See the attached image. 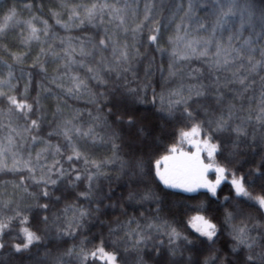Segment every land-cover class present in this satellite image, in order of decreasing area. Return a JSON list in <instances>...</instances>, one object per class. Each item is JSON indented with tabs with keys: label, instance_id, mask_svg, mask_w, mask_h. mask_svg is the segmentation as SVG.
I'll return each mask as SVG.
<instances>
[{
	"label": "trees",
	"instance_id": "1",
	"mask_svg": "<svg viewBox=\"0 0 264 264\" xmlns=\"http://www.w3.org/2000/svg\"><path fill=\"white\" fill-rule=\"evenodd\" d=\"M147 2L151 3L152 15L159 21L163 36L161 46L170 51L166 26L170 15L176 11L177 3L175 0H164V2L147 0ZM250 2L258 17L260 12L264 11V0H250ZM60 4L61 0H0V21L8 14L9 9H15L17 19L21 21L31 20L33 16L37 17L38 20H34L33 23L38 28L41 27L39 21L47 20L50 27L49 37L55 34L61 38L80 37L84 40L101 38L103 36L101 29L107 28L109 34L115 32L121 42H126L129 46L134 43L140 51V58L132 61L133 71L124 74L127 79L121 76L120 79L107 85L113 89L108 94L109 98L106 102L111 106L109 111L105 107V102L99 105L89 103V96H83L78 100L63 97L55 85L48 84L41 76L36 75L35 70L28 67L31 63L29 57L34 58L37 54L35 45L25 56L28 63L23 67L25 71L33 73L29 88L30 96L42 92V86L53 90L51 98L42 100L41 111L46 123L42 125L41 130L45 139L62 148L65 144L60 136H47L48 131L56 128L57 120L54 114L57 105H60L63 115L69 118L75 109L81 110L84 113L81 120L85 123L90 121L88 112H92L93 116L99 114L101 121L96 123L97 132L105 137L111 135L113 131L116 132L119 138L115 142L119 147L115 149V162L107 165V174L98 180L91 191L83 177L81 181L73 183L72 176H65L56 186H50L47 211L35 207L27 209L30 225L36 224L38 214L41 212L49 218L50 223L47 228L43 224L39 225L42 235L39 244H34L25 252L17 253L13 245L22 243V229L28 225L13 221L5 235L6 246L0 250V264H52L54 257L62 255L69 248L79 251L83 247L88 250L101 241L106 250L118 249L120 264H249L248 251L237 244L232 230L242 223L247 224L250 229L254 224L264 225V209H260L254 200L237 197L230 183V175H228L230 179L219 186L216 196H212L208 191L186 193L164 187L155 177L154 164L156 160L170 154L168 150L171 146L183 148V143L180 142L181 131H191L196 123L204 126V122L210 116L219 115L220 111L226 110L229 104L235 105L238 116L243 118L251 114L255 117L261 96L264 95V79H262L264 70L258 69L256 73H248L246 68L239 69V74L247 77L245 83L248 89L243 93L239 91L243 85L227 82L234 79L231 71L210 73L207 65L196 59L179 61V65L183 66L182 69L176 77L170 78L169 57L154 51L147 43L146 30L135 41L129 33L125 41L123 34L115 28V22L108 23V17H105V22L98 27L85 24L83 27H73L66 32L52 17V12H60V19L67 21V11H62ZM28 5L31 6L30 9ZM208 11V7L201 6L194 9L190 17L195 18V13L205 15ZM180 13L184 16V13ZM143 16L137 18L134 24L132 21L128 22L126 17V22L130 27H134L136 22L143 20ZM147 26L146 23V28ZM19 31L22 32V29ZM5 47L10 52L24 54L17 34L8 37ZM260 47L262 49L264 45ZM53 48L63 55L58 40L54 41ZM259 52L254 54L256 60L262 59ZM0 58L12 63L6 55L0 54ZM75 58L88 59L79 56ZM57 67L58 65L49 59L46 63L48 75H56ZM196 69H199V73L195 71ZM60 71L63 72V69L61 68ZM78 72L81 76L85 75L83 69H79ZM189 73L192 75L190 76ZM16 75L20 76L19 69ZM196 76L199 79L193 78ZM21 83L23 84V81ZM200 84H203L211 95L206 94L199 98L202 103L196 105L198 115L194 121L185 119L181 105L173 106L172 115L168 114L171 91L180 85L187 88ZM65 86H70V82H66ZM97 87L103 91L102 86L94 85V92ZM126 89H136V93H129ZM217 90L222 97L219 102H217ZM137 93L138 99H133L132 97ZM139 99L144 102L140 103ZM153 99L155 103L151 102ZM105 117H107L106 122ZM129 118L133 122L132 125L126 123ZM240 123V120L234 121V124ZM140 129H143L142 134ZM247 133L248 136L240 137L239 140L236 139L235 133L219 134L218 142L221 144V150L216 153L215 161L216 164L234 172L237 177L243 176L251 196H264V179L261 178L264 177V143L261 142L264 126L258 125L253 119L247 124ZM3 135L0 132V142H3ZM201 138L203 139V133ZM37 151H40L37 145L26 144L21 154L31 152L35 156ZM6 155H8L7 162L11 166V156ZM45 155L49 157L48 162H51V152ZM88 155L97 160L113 158L112 145L111 143L89 144ZM137 161L143 163L142 173L135 167ZM61 162L67 168V163L64 160ZM122 164L125 165L123 169H121ZM77 167L79 168V164ZM25 175L27 174L0 172V199L13 200L22 207L34 204L32 197L22 189L13 187V184L19 183L18 178ZM33 187L35 185L30 186L29 191H32ZM83 193H88L87 197L82 195ZM145 194H155L156 199H142ZM130 196L134 198L129 199ZM77 210H84L88 215L80 218ZM229 213L232 215L231 224L225 223ZM196 215H202L216 224L217 235L212 241H208L192 228L190 221ZM129 221L132 223L129 224ZM149 222L156 223L160 231L151 230V239L147 241V246H140L138 250L133 247L135 236H128L125 233L129 229L136 230L137 223L143 229ZM161 222L166 223L161 224ZM77 223L79 227H75ZM167 225L175 227L181 237L187 239L178 238L170 242ZM69 226H72L73 234L60 236L59 230ZM252 232L253 235L259 236L260 233H264V227L252 229ZM255 251H264V237H259ZM65 259L69 260L70 264H79L74 256ZM88 264H100V262L89 261Z\"/></svg>",
	"mask_w": 264,
	"mask_h": 264
},
{
	"label": "snow or ice",
	"instance_id": "2",
	"mask_svg": "<svg viewBox=\"0 0 264 264\" xmlns=\"http://www.w3.org/2000/svg\"><path fill=\"white\" fill-rule=\"evenodd\" d=\"M137 2L138 0H133V3ZM202 4H207L210 9L209 15L213 17V20L207 25L202 20L196 22L199 26L197 31L203 30L199 35L188 32L186 27L183 29L184 35H180L181 29L180 26H177V34L168 38L170 51L161 46L163 36L159 21L152 15V5L147 0L144 5L143 20L136 22L134 27H130L126 22L127 16L136 14L128 0H61L60 8L62 11H67V21L64 22L60 19V12H52V17L56 24L66 32L73 27H83L85 24L94 28L98 27L105 22V17H108V23L115 22V28L123 34L125 41L129 33L132 34V39L135 41L146 30L148 32L147 43L152 46L154 51L169 57L168 75L170 78L176 77L182 69L183 66L179 65V61L196 59L207 65L210 73L231 71L234 79L227 82L243 85V88L239 90L243 93L248 89V85L245 83L247 77L241 76L239 69L246 68L248 73H256L258 69L264 70V48L259 52L262 59L256 60L253 55L256 50L251 47L250 41L245 42L246 48L238 49L232 43L233 37L229 35L225 40L223 33L231 22V18L237 16L241 18L239 21L241 27H244L245 23L254 27L255 9L250 0H202V2L201 0H188V12L185 13V16L190 17V14L194 13V9L201 7ZM28 7L31 8L30 5ZM256 19L261 32H264V11H261ZM34 20H38V18L33 16L31 20L21 21L17 19L15 9H9L8 14L0 21V54L6 55L12 61V63H7L5 59L0 58V132L4 134L3 142H0V172L26 173L27 175L18 178L19 183L13 184V187L22 189L35 201L32 205L22 207L13 200L0 199V250L6 246L5 235L10 230L13 221L28 225L22 229V243L13 245L17 253L25 252L34 244H39L42 239L39 225L43 224L47 228L50 223L48 216L41 212L38 214L36 224L30 225L29 216L26 214L27 209L35 207L47 211L50 186H56L65 176H72L73 183L81 181L83 177L91 191L98 180L107 174V165L115 162V149L119 147L115 142L119 138L116 132L113 131L107 137L101 136L97 132L96 123L101 121L99 114L93 116L92 112H88L87 116L90 121L85 123L81 120L84 115L81 110L75 109L69 118L63 115L60 105H57L54 114V118L57 120L56 128L48 131L47 136H60L65 144L62 148L45 139L41 130L42 125L46 123L41 111L42 100L51 98L53 90L50 87L42 86V92L30 96L29 88L32 84L33 73L25 71L23 67L28 63L25 56L32 51V46L35 45L37 54L34 58L29 57L31 63L28 64V67L35 70L36 75L41 76L48 84L55 85L63 97L78 100L83 96H89V103L99 105L101 102H105V107L109 111H111V106L106 102L109 98L108 94L113 89L107 85L120 79L125 73L133 71L132 61L140 58V51L134 43L129 46L128 43L121 42L117 39L116 33L109 34L107 28L101 29L103 36L96 40L91 38L84 40L80 37L61 38L55 34L49 37L48 21H39L41 27L38 28L33 23ZM21 29L22 32L19 31ZM13 34L19 35V44L23 46V55L10 52L5 47L8 37ZM55 40L59 41L63 55L53 48ZM181 45L183 46L182 50ZM76 56L88 59L77 60ZM49 59L58 65L56 75L49 76L47 73L46 63ZM230 65L234 67L230 68ZM61 68L63 72L60 71ZM17 69L20 71V76L16 75ZM79 69L84 70V76L79 74ZM195 71L199 73V69ZM189 75L192 74L189 73ZM193 78L199 79L198 76ZM124 79L127 77L124 76ZM66 82H70V86L66 87ZM94 85L102 86L103 91L97 87L94 92ZM126 91L136 93V89H126ZM206 94L211 95L203 84L187 88L183 85L178 86L169 93L168 114L172 115L173 106L181 105L185 119L194 121L198 115L196 105L202 103L199 98ZM216 95L217 102H219L222 97L218 90ZM138 97L137 93L132 98L138 99ZM172 97H176V99H172ZM139 102L143 103L144 101L139 99ZM151 102L155 103V99ZM236 113L235 105L229 104L226 110L220 111L219 115L210 116L204 122V126L196 123L191 131H181V143L191 137L197 138L196 152L194 155H190L177 146H171L168 150L169 155H164L155 161V177L159 182L166 188L179 189L187 193L204 188L212 196H216L217 188L227 178V175H230V183L235 189L236 196L254 200L260 209H264V196H251L245 186L243 176L237 177L234 172L216 164L215 161L216 153L221 150V144L218 142L219 134L235 133L236 139L239 140L240 137L248 136L247 124L253 119L258 125L264 126V95L261 96V103L255 117L250 114L242 118ZM106 120L107 117L104 118L105 122ZM236 120H240L241 123L234 124ZM126 123L132 125L133 122L129 118ZM140 132L142 134L143 129H140ZM201 133H203V139L199 140ZM261 142L264 143V133L261 134ZM97 143H111L113 158L97 160L89 156L88 145ZM26 144L37 145L40 147V151H37L35 156L31 152L22 155ZM49 152H51V162H48L49 157L45 155ZM201 152L207 154L208 164H204L201 160ZM6 154L11 156V166L7 162L8 155ZM61 160L67 163V168ZM162 166L163 170H161ZM124 167L125 165L122 164L121 169ZM135 167L141 173L143 172L142 162H135ZM69 169L72 171L70 172ZM209 170L217 174L215 183L205 178V174ZM261 178L264 179V177ZM32 185L35 187L29 191V187ZM82 195L87 197L88 193ZM133 198L129 197V199ZM141 198L156 199V196L155 194H145ZM77 213L80 218L88 215L84 210H77ZM128 223L130 224L132 221ZM164 223L166 222H161V224ZM190 223L192 228L201 236L206 237L208 241H212L217 235L216 224L205 219L202 215L194 216ZM225 223H232L230 213L226 216ZM79 226L78 223L75 225V227ZM71 227L60 229V236L72 235ZM260 227H264V225L254 224L252 229ZM34 228L35 230H33ZM167 229L170 242L178 238L187 239L181 237L175 227L167 225ZM252 229L244 223L241 226H235L232 230L233 238L238 245L247 249L249 264H264V251H255L259 237H264V233H260L259 236L253 235ZM151 230L160 231V228L156 223L149 222L141 229L137 223L136 230L129 229L125 235L135 236L133 247L139 250L140 246H147V241L151 239ZM73 256L79 261V264H88L89 261H99L100 264H120L118 249L106 250L102 241L88 250L83 247L79 251L69 248L62 255L54 257L52 264H70L65 257Z\"/></svg>",
	"mask_w": 264,
	"mask_h": 264
},
{
	"label": "rangeland",
	"instance_id": "3",
	"mask_svg": "<svg viewBox=\"0 0 264 264\" xmlns=\"http://www.w3.org/2000/svg\"><path fill=\"white\" fill-rule=\"evenodd\" d=\"M128 2L135 9L136 14H135V16H132V15L127 16V21L128 22L132 21V24H134V22L136 21L137 18L141 17V15H144V4H143V2H145V1L144 0H138L137 3H133V0H128ZM163 2H164V0H163ZM175 2L177 3L176 11L170 15V19H168V21H167L168 23L166 26L168 29L167 30L168 38L173 37L177 34V26H180V29H181V31L179 33L180 35H184L183 29L185 27L187 28L188 32L192 33L193 35H199L200 33H202L203 30H199V32L197 31L199 26L196 22L199 20H202L207 25L213 20V17L209 15L210 9L207 12V14L202 15V14L195 13L196 17L192 18V17L185 16V13L188 12V0H175ZM201 2H202V0H201ZM181 5H183V7H181ZM202 7H208V6H207V4H202ZM179 11L184 13V16ZM256 17H257V15L253 18L254 27H250L247 23H245L244 27H241V24L239 22L241 18L239 16L231 18V22L228 24L227 29H225L224 33H223L225 40L229 35H231L233 37L232 43H233L234 47L238 48V49L241 47L246 48L247 45L245 44V42L250 41L251 47L256 50L253 53V55L258 53L259 49L262 47V46L260 47V45H262V44L264 45V32H261L259 22L256 19ZM228 29H230L231 31H229ZM182 48H183V46L181 45V50H182ZM237 63H239V62H237ZM199 140H202L201 136L199 137ZM196 142H197V138L191 137L188 140H185L183 142V144H182L183 148H181V149L190 155H194L196 152V147H195ZM200 155H201V160L203 161V163L208 164L209 160L207 158V154L205 152H201ZM161 170H163V166H162ZM216 175L217 174L214 171L209 170L205 174V178L207 180L211 181L212 183H215ZM228 178L229 177L227 175V178L225 180H227ZM225 180H223L222 182H224ZM222 182H221V184H222ZM218 188H217V191H218ZM176 190H179V189H176ZM179 191H182V190H179ZM199 191H207V190L204 188H201V189H198L196 192H193V193H197Z\"/></svg>",
	"mask_w": 264,
	"mask_h": 264
}]
</instances>
